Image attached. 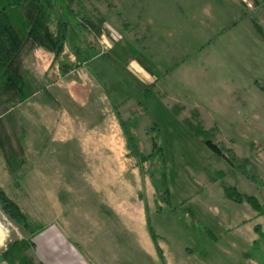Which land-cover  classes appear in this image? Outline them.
Instances as JSON below:
<instances>
[{
  "label": "rangeland",
  "instance_id": "rangeland-1",
  "mask_svg": "<svg viewBox=\"0 0 264 264\" xmlns=\"http://www.w3.org/2000/svg\"><path fill=\"white\" fill-rule=\"evenodd\" d=\"M114 1L85 0L106 19L94 42L100 54L89 64L76 67L69 45L58 60L31 42L23 47L17 64L35 92L16 107L0 101V130L16 164L0 156L3 189L36 228L55 222L92 264H162L148 221L167 264H264V252L244 255L264 215L228 198L222 182L263 204L264 192L184 122L197 123L191 108H198L204 127L217 124V138L250 158L264 180V90L257 83L264 86V0ZM138 53L155 75H143ZM139 103L145 156L149 126L161 130L171 205L157 199L128 155L118 113L128 119ZM0 229V264H9L2 252L27 230L1 200Z\"/></svg>",
  "mask_w": 264,
  "mask_h": 264
},
{
  "label": "trees",
  "instance_id": "trees-1",
  "mask_svg": "<svg viewBox=\"0 0 264 264\" xmlns=\"http://www.w3.org/2000/svg\"><path fill=\"white\" fill-rule=\"evenodd\" d=\"M107 1L110 7L116 6L114 0ZM75 5H77V9ZM253 22L257 30L263 33L256 17L253 18ZM104 24L105 18L103 16L96 17L85 0H0V101L10 102L12 107H16L19 103L29 99L35 92L27 74L17 64L21 51L28 42L54 53L55 60L60 58L65 47L69 45L76 58V67H80L89 64L93 58L100 54L94 42L105 33ZM119 56L120 60L127 65L123 55ZM138 59L149 73L155 75V65L146 64L143 59L147 58L139 56V53ZM257 83L264 90V86ZM3 94L8 95V100L3 99ZM175 111L178 112L177 109ZM143 112L141 103H139L131 109L128 119L122 118L118 113L119 122L127 141L128 155L138 160L141 171L150 178L157 199L171 205L170 189L166 185L164 175V148L161 130L157 123L151 124L147 132L152 142V151L145 156L141 150L136 129L139 115ZM191 112L195 115L197 123L193 122L191 118L185 117L186 125L202 137L205 144L215 154L223 157L232 168L253 181L258 190L263 193L264 180L258 167L252 164L251 159L241 156L233 147L227 146L226 142L217 138L214 133V131L219 132L220 130L217 124L212 129H206L201 122V112L198 108L192 107ZM0 156L11 167H15V152L7 133L2 130H0ZM222 186L228 198L239 203L246 201L258 215H264V204L257 196L243 194L236 185L222 182ZM0 200L5 213H9L10 219L27 230L26 238L10 242L7 245L6 250L1 254V261L9 264H45L36 262L33 256L28 253L30 248L35 247V237L45 227L40 225L36 228L30 216L6 194L1 183ZM148 225L162 264H166L163 250L157 241V234L149 221ZM255 231L258 238L245 252V258H252L254 253L264 252V228L258 224L255 226Z\"/></svg>",
  "mask_w": 264,
  "mask_h": 264
},
{
  "label": "crops",
  "instance_id": "crops-1",
  "mask_svg": "<svg viewBox=\"0 0 264 264\" xmlns=\"http://www.w3.org/2000/svg\"><path fill=\"white\" fill-rule=\"evenodd\" d=\"M139 66L143 69L145 74L142 73L145 77L152 76L142 65ZM136 71L140 72V70ZM54 223L55 222H50L45 225V229L35 237V247H33L32 254L35 261L45 264H92L89 258L82 255L75 244L66 238ZM0 231L2 230L0 229ZM0 238H2V235ZM9 243L10 242H8L7 245ZM158 256L160 257L159 253Z\"/></svg>",
  "mask_w": 264,
  "mask_h": 264
}]
</instances>
